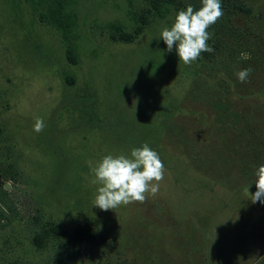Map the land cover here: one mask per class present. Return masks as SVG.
<instances>
[{
	"label": "rangeland",
	"instance_id": "374dc122",
	"mask_svg": "<svg viewBox=\"0 0 264 264\" xmlns=\"http://www.w3.org/2000/svg\"><path fill=\"white\" fill-rule=\"evenodd\" d=\"M69 1L75 64L41 11L0 0V264H260L264 204L249 193L264 164V0H221L223 17L207 29L214 51L190 65L160 33L202 0L149 17L129 43L111 38L110 24L131 31L144 0ZM144 143L166 169L157 194L94 206L89 162ZM38 217L106 244L50 238L36 251Z\"/></svg>",
	"mask_w": 264,
	"mask_h": 264
},
{
	"label": "clouds",
	"instance_id": "9594fccd",
	"mask_svg": "<svg viewBox=\"0 0 264 264\" xmlns=\"http://www.w3.org/2000/svg\"><path fill=\"white\" fill-rule=\"evenodd\" d=\"M223 14L221 0H202L199 10L188 5L186 10L178 11L171 26L164 27L160 33L167 52L174 50L180 61L190 65L202 52L214 51L207 43L212 38L207 29ZM251 72V68L243 69L236 73L237 79L244 83ZM45 126L43 119L36 118L33 130L40 133ZM89 165L94 175L91 183L99 185L93 204L102 211L134 202L143 203L147 195L155 196L166 172L159 153L147 143L132 148L130 155L108 154L94 166L91 162ZM255 177L257 190L254 194L249 193L250 200L264 204V164L255 170Z\"/></svg>",
	"mask_w": 264,
	"mask_h": 264
},
{
	"label": "trees",
	"instance_id": "16d2710c",
	"mask_svg": "<svg viewBox=\"0 0 264 264\" xmlns=\"http://www.w3.org/2000/svg\"><path fill=\"white\" fill-rule=\"evenodd\" d=\"M32 13L41 11L38 19L45 25L51 27L59 34L64 46V56L70 64L76 63V35H75V19L70 9L69 0H26ZM145 10L136 18H132L134 28L129 32H124L118 24H110L117 35L111 38H117L119 41L129 43L137 37L149 17L157 19L165 18L171 10H177L180 7L181 0H144ZM65 86L71 84L70 78L64 77ZM37 229L31 237V244L36 251H40L46 247V243L50 238H63L70 244L83 243H99L105 245L106 240L103 237H96L89 229L76 227L70 233L62 224H51L43 221L40 217L34 218ZM63 252V251H62ZM260 264H264V260Z\"/></svg>",
	"mask_w": 264,
	"mask_h": 264
}]
</instances>
